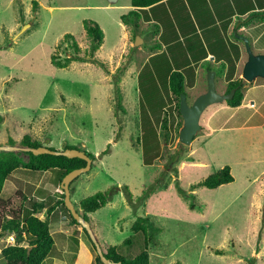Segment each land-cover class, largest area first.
<instances>
[{
	"label": "rangeland",
	"instance_id": "374dc122",
	"mask_svg": "<svg viewBox=\"0 0 264 264\" xmlns=\"http://www.w3.org/2000/svg\"><path fill=\"white\" fill-rule=\"evenodd\" d=\"M114 3L0 0V151L14 152L27 161L26 152L20 149L24 148L20 146L24 135L55 151L64 145L95 156L106 151L71 184L72 204L112 186H128L134 198L142 191L146 195L136 211L122 203L124 196L119 192L110 204L86 214L102 252L116 246L125 259L135 257L142 250L143 235H133L130 227L136 217H148L161 229L148 232L157 243L148 248L150 264H264V159L252 149L242 154L238 137L232 134L205 140L203 123L216 104L202 113L201 130L185 146L178 139L183 120L176 100L172 95L166 97L160 114H150L155 131L151 143H159L157 156L148 151L151 164L143 165L139 73L121 77L123 111L116 109L112 76L121 63L134 61V42L152 31L135 32L134 41L130 38L124 48L119 18L115 11L104 8ZM84 20L96 22L103 31V44L95 57L107 70L95 63L73 62L66 68L52 63L53 55L61 59L70 52L62 42L66 34L74 37L82 53L88 52L90 38ZM221 81L215 80L218 94ZM189 99L191 105L192 97ZM9 138L14 145L8 144ZM224 166L230 167L233 182L215 190L191 187ZM61 193L52 173L16 169L0 194V199L8 202L6 207L0 206V216L22 214L31 203L48 197L59 200ZM55 213L52 219H66L60 207ZM78 227L85 234V247L93 244L91 234ZM57 232L52 236L59 241ZM128 237H132L131 245H123ZM215 250L222 253L217 255ZM82 253L79 264H88L90 256L92 264H99L93 247Z\"/></svg>",
	"mask_w": 264,
	"mask_h": 264
},
{
	"label": "crops",
	"instance_id": "0c3cea01",
	"mask_svg": "<svg viewBox=\"0 0 264 264\" xmlns=\"http://www.w3.org/2000/svg\"><path fill=\"white\" fill-rule=\"evenodd\" d=\"M111 2L116 3L104 8L116 12L123 31L121 41L124 48L130 38L133 37L134 41L135 32L152 31V35L142 36L141 43L134 51V61L131 58L124 76L138 74L151 57L161 54L162 60L153 66L169 65L172 71H179L186 79L187 100L192 97V102L206 92V75L210 71L209 67L224 62L223 58L228 53L224 45L228 47L229 43H232L240 49L235 79H241L242 69L247 61L245 45L241 38L247 39L254 54L264 55V16L249 17L251 13L264 12V0H164L143 9L133 8L130 0ZM131 11L138 15L123 23L121 17ZM211 50L220 56V61L215 59ZM204 53L206 56H203ZM120 59L116 67L120 64ZM166 66L161 67L160 77L166 73ZM214 73V80L222 79L221 94H225L226 69ZM242 94L243 98L238 107H229L225 102L216 104L203 123L202 136L208 140L210 137L219 139L218 135L220 137L235 135L238 137L237 142L241 144L238 149L242 154H249L252 149L264 159V79L257 78L247 83L242 89ZM72 191H75V188H72ZM73 203L75 207L79 202ZM122 203L127 204L125 199ZM55 214L54 211L49 215V230L52 235L53 231L58 230L60 240L54 239L53 254L42 264H79L82 251L84 248L90 251L92 244L85 247V234L79 232V227L70 224L67 218L52 219ZM2 240L0 239V264H4L1 252L5 246ZM90 259L88 264H92Z\"/></svg>",
	"mask_w": 264,
	"mask_h": 264
},
{
	"label": "trees",
	"instance_id": "16d2710c",
	"mask_svg": "<svg viewBox=\"0 0 264 264\" xmlns=\"http://www.w3.org/2000/svg\"><path fill=\"white\" fill-rule=\"evenodd\" d=\"M162 1L164 0H130L131 6L137 9L150 7ZM34 4L36 5L35 2ZM137 15L138 14L135 11H131L128 14L123 15L121 20L125 23ZM257 15L264 16V12L251 13L249 14V17L254 18L257 17ZM84 27L86 28L88 37L90 38L88 52L82 53L74 37L70 34H66L62 42L67 43V47L69 48L70 52L66 53L65 57L61 59L55 55L52 56V63L55 64L56 67L66 68L73 62H79L92 64L95 63L102 69L107 70L106 64L95 57V53L103 44V31L99 25L92 20H84ZM224 46L225 50H228V53H226L227 55H225L223 58L224 62H220L215 67H208L210 71L214 72H223L224 69H226L225 81L227 84L224 93L228 94L231 90H235V92L230 100L225 101V104L229 107L235 108L241 104L243 98L242 89L244 87L243 79L234 78L236 65L240 57V49L237 45L232 43H229L228 47L227 45ZM211 51L215 59L220 61V56L217 55L215 51ZM203 56H206V53H204ZM162 58L163 56L161 54L151 57L144 64L137 76L141 112V137L143 142L142 163L143 165L147 166L151 164V161L147 159L148 151L153 150L157 156L156 149H158L159 145V143L156 142L157 140H155L153 144L151 143V139L155 138V131L150 121V114L154 115L156 112L160 114L161 110L166 106V97L171 95L176 100V109L179 113L180 96L183 94L187 95L185 89L186 79L179 71H172L168 64V66L162 65L161 67L163 68L166 66V73L163 75V77L159 76V74L162 73L161 67L159 64L156 66L153 65L156 64L157 61L162 60ZM130 62L131 60L127 59L125 63H121L120 66L117 67L116 74L112 76V84L114 86L113 93L117 105L116 109L120 111L123 110L120 104L122 97L119 83ZM206 65H209V63H206ZM8 144L14 145L13 139L9 138ZM20 146L24 148H37L43 145L38 140L32 139L29 135H24L21 138ZM49 149L55 151L51 147H49ZM66 149L76 148L70 145H64L61 151ZM76 150L82 151L88 156V158L91 159L92 162L96 158L102 157L103 153H106V151H104L102 154L95 156L82 149ZM25 154L27 155V161H23L18 156V154L14 152L0 151V194L4 187L5 181L16 169L21 168L33 172L52 173L54 175V183L60 186L65 175L86 165V162L79 158H67L62 155L49 154L34 155L30 152H26ZM76 180L77 178L70 183L69 191L71 184ZM233 180L234 179L231 174L230 167L224 166L215 173L210 174L204 179L194 183L191 187L194 189L199 186H204L208 189L215 190L222 185L233 182ZM119 192L123 193L127 205L130 206L133 211H136L146 195V191H142L140 197L134 198V195L126 185H122L120 187H109L103 192L94 193L93 195L83 198L79 201L77 207L82 211V218L88 222L86 214L95 213L96 211L102 209L108 203H110ZM60 197L61 199L59 200L48 197L43 201L33 202L31 203V206L28 210H24L22 214L19 212V215H13L10 217L0 216V239H3L6 233H14L16 238L15 246L5 247L1 252V257L4 264H42L47 257L53 254L54 239L49 230L50 221L48 220V216L52 214L57 207L63 209V213L66 215L65 217L70 224L80 226L71 217L69 211L64 205L63 191ZM22 198L25 200L24 197ZM135 201H138V204H135ZM7 204L8 202L0 199V206L6 207ZM44 214L45 218L41 219V216ZM82 230L86 232L84 229ZM150 230L153 232L161 231L160 228H156L150 223V219L148 217H136L135 221L130 227V232L133 233V235L138 233L143 235L142 250L135 257L131 259H125L118 253L116 246H109L106 248L105 252H103L104 257L114 264H150L148 247L150 245H157V243L154 242L153 236L149 235L148 233ZM131 243L132 237H128L123 241L122 244L127 246L131 245ZM92 247L96 250L94 244H92ZM215 253L220 255L222 252L220 250H215ZM96 258L99 264H103L98 255Z\"/></svg>",
	"mask_w": 264,
	"mask_h": 264
},
{
	"label": "water",
	"instance_id": "95a60500",
	"mask_svg": "<svg viewBox=\"0 0 264 264\" xmlns=\"http://www.w3.org/2000/svg\"><path fill=\"white\" fill-rule=\"evenodd\" d=\"M244 42L245 50L247 53V61L245 62L242 73L241 79H243L247 83H251L257 78L264 79V55L261 54H254L248 45V41L245 38H241ZM140 41H135L134 46H138ZM215 73L214 72H207L206 75V92L199 95L194 99L191 105L187 103V96L183 94L180 96L179 102V113L183 120V126L179 132V142L182 145H190L194 137L196 136L197 132L201 130L199 120L202 113L205 111L206 108L209 106L220 104L225 101L230 100L235 90H231L228 94H218L215 90ZM2 148L0 147V150ZM24 152H30L34 155H41V154H49V155H62L67 158H79L86 162V165L82 168L75 169L69 172L61 181L60 188L64 193V205L69 211L71 217L88 233L91 234L94 245L97 251V255L100 257L101 262L103 264H114L106 259L101 251L98 243L96 242L93 234L90 231L89 224L86 222L80 214H78L70 200V191L69 186L70 183L81 176L82 174L88 172L91 169L92 161L86 154L82 151H78L76 149H66L63 151H52L47 147H37V148H20Z\"/></svg>",
	"mask_w": 264,
	"mask_h": 264
},
{
	"label": "built area",
	"instance_id": "2783aa9c",
	"mask_svg": "<svg viewBox=\"0 0 264 264\" xmlns=\"http://www.w3.org/2000/svg\"><path fill=\"white\" fill-rule=\"evenodd\" d=\"M42 219V216H41ZM4 242V246H15L16 245V238L14 233H6L5 237L2 240ZM4 247V248H5Z\"/></svg>",
	"mask_w": 264,
	"mask_h": 264
},
{
	"label": "clouds",
	"instance_id": "9594fccd",
	"mask_svg": "<svg viewBox=\"0 0 264 264\" xmlns=\"http://www.w3.org/2000/svg\"><path fill=\"white\" fill-rule=\"evenodd\" d=\"M82 217V216H81ZM83 229V228H82Z\"/></svg>",
	"mask_w": 264,
	"mask_h": 264
}]
</instances>
